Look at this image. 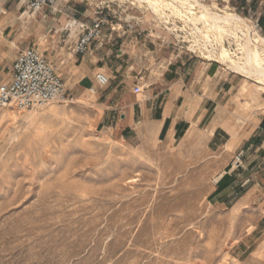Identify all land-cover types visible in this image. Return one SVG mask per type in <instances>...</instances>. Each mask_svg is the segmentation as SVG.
Returning a JSON list of instances; mask_svg holds the SVG:
<instances>
[{
    "label": "rangeland",
    "instance_id": "374dc122",
    "mask_svg": "<svg viewBox=\"0 0 264 264\" xmlns=\"http://www.w3.org/2000/svg\"><path fill=\"white\" fill-rule=\"evenodd\" d=\"M199 1L243 17L264 48V28L254 18L226 1ZM94 2L107 6L101 18L153 25L178 50L203 60L211 59L197 42L210 38L218 53L228 48V64L239 56L236 24L230 28L237 35L193 23L187 14L199 16L197 6L165 2L155 12L134 0ZM5 39L0 80L10 78L18 50ZM236 71L264 99V85L246 69ZM58 73L67 84L65 100L0 108V264H264L263 184L250 202L241 201L247 185L231 173L236 182L221 193L214 146L201 139L127 142L107 128L121 114L105 99L110 87L94 93L81 86L80 72Z\"/></svg>",
    "mask_w": 264,
    "mask_h": 264
},
{
    "label": "crops",
    "instance_id": "0c3cea01",
    "mask_svg": "<svg viewBox=\"0 0 264 264\" xmlns=\"http://www.w3.org/2000/svg\"><path fill=\"white\" fill-rule=\"evenodd\" d=\"M212 1L218 5L226 1L264 28V0ZM92 5L94 0H57L33 12L27 0H0V43L8 37L7 42L18 48L10 70L23 50L39 46L47 59L55 61L58 72H80L81 86L94 88V93L110 87L105 99L111 109L121 110L119 120L113 116L107 125L111 133L136 145L155 139L166 144L207 141L219 152L217 172L222 175L217 189L222 193L233 187L236 181L230 174L237 172L242 186L247 185L241 201L250 202L264 185L260 90L216 60L178 50L170 37L158 36L153 25L142 22L107 20L101 37L77 54L74 47L83 25L108 14L107 6ZM98 73L107 75V84L99 85ZM135 86L142 91L136 93Z\"/></svg>",
    "mask_w": 264,
    "mask_h": 264
},
{
    "label": "built area",
    "instance_id": "2783aa9c",
    "mask_svg": "<svg viewBox=\"0 0 264 264\" xmlns=\"http://www.w3.org/2000/svg\"><path fill=\"white\" fill-rule=\"evenodd\" d=\"M31 11L36 12L44 7L53 6L57 0H27ZM107 20L93 19L90 24L83 25L81 35L74 47L77 54L85 53L93 42L98 40ZM99 85H105L108 77L104 73L97 74ZM136 93L142 91L135 86ZM95 91L94 88L91 89ZM67 86L59 75L54 64L34 47H28L21 52L13 63L11 76L8 80H0V108L14 107L17 110H27L35 107L65 100ZM236 163L241 156L237 155Z\"/></svg>",
    "mask_w": 264,
    "mask_h": 264
},
{
    "label": "bare ground",
    "instance_id": "6f19581e",
    "mask_svg": "<svg viewBox=\"0 0 264 264\" xmlns=\"http://www.w3.org/2000/svg\"><path fill=\"white\" fill-rule=\"evenodd\" d=\"M134 1H136L138 3H146L155 12H158L160 10V6H163L162 4H164L165 2L166 3L169 2L172 5L179 4L181 7H186L188 5L192 6V7L197 6L201 9L202 13L199 16H197L198 13L196 14L193 11V9H191L192 13H195L196 16H193V18H192V15L190 16L189 14H187V17L190 18L191 21L193 19L195 20V18H196V20L197 19L200 20L204 24V26L209 27V29H211L210 28V26H211L212 29H216L219 31L229 30V32H231L232 31V29L230 28L231 23H234V25L236 24V26L234 28H237L240 31V33L242 34V37H240V39L237 40L238 48L236 51L238 53H236V54H238L239 56L237 57L235 63L228 64L227 61H225L226 58L224 59V57L226 54L231 56L230 52L228 51V48L227 49L223 48V50L218 53L217 48L215 47L216 45H214L212 43V40L210 37H209L210 39H208V40L205 39V42L203 44L199 43V42H197V43L201 45L200 48H202L204 50V51L202 50L203 53L205 52L207 54V56H206L207 58H210L211 60H213L214 59L213 57L218 55L219 58L223 62L227 63L228 67L235 69V70L246 69L250 74H252L258 80V82L260 84L264 85V48L259 46L254 41V37L252 34L253 29H252L251 25L249 23H247V21L243 17H241L240 15L234 14L231 12H227V11H224V12L216 11L212 7H210L209 5L202 3L199 0H134ZM165 6H167V5H165ZM158 8H159V10H158ZM196 11L198 12L199 9ZM195 14H193V15H195ZM196 20L194 22L193 21L192 22L196 23ZM194 25L196 26V29L198 31L202 32V29L199 28L198 25H196V24H194ZM169 29H172V28H169ZM238 30L235 32H239ZM232 32H234V31H232ZM235 34L237 35V33H235ZM218 35H219V33H218ZM236 35H235V37H237ZM192 47H194V45ZM215 60H218V58Z\"/></svg>",
    "mask_w": 264,
    "mask_h": 264
}]
</instances>
